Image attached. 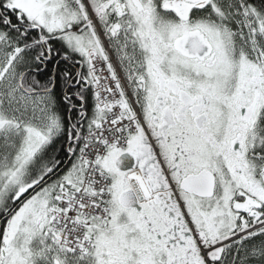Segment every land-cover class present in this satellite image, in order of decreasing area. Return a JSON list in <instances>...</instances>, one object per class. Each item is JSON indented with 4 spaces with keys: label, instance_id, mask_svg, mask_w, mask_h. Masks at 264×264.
Returning <instances> with one entry per match:
<instances>
[{
    "label": "snow or ice",
    "instance_id": "obj_1",
    "mask_svg": "<svg viewBox=\"0 0 264 264\" xmlns=\"http://www.w3.org/2000/svg\"><path fill=\"white\" fill-rule=\"evenodd\" d=\"M0 264H264V0H0Z\"/></svg>",
    "mask_w": 264,
    "mask_h": 264
}]
</instances>
